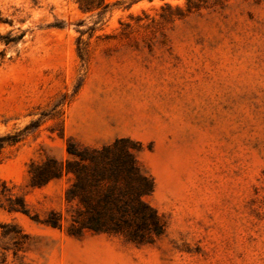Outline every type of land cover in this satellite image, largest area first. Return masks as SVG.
<instances>
[{"label": "rangeland", "instance_id": "obj_1", "mask_svg": "<svg viewBox=\"0 0 264 264\" xmlns=\"http://www.w3.org/2000/svg\"><path fill=\"white\" fill-rule=\"evenodd\" d=\"M136 143L164 233L67 231V143ZM0 264H264V0H0ZM62 216V228L44 223Z\"/></svg>", "mask_w": 264, "mask_h": 264}, {"label": "trees", "instance_id": "obj_2", "mask_svg": "<svg viewBox=\"0 0 264 264\" xmlns=\"http://www.w3.org/2000/svg\"><path fill=\"white\" fill-rule=\"evenodd\" d=\"M136 151V143L127 138L100 148L69 141L64 162L47 158L30 165V186L39 187L63 175L70 177L64 199L71 209L67 226L71 235L88 231L119 235L137 246L150 244L164 233V224L145 200L153 193L154 184L140 168ZM0 207L28 214L21 196L0 195ZM44 223L61 229L62 216L50 211Z\"/></svg>", "mask_w": 264, "mask_h": 264}]
</instances>
